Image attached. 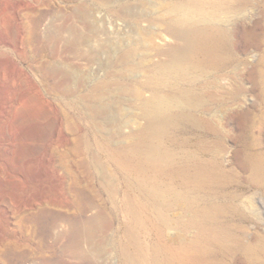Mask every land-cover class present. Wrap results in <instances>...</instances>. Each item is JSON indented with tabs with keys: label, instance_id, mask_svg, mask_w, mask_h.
Here are the masks:
<instances>
[{
	"label": "rangeland",
	"instance_id": "rangeland-1",
	"mask_svg": "<svg viewBox=\"0 0 264 264\" xmlns=\"http://www.w3.org/2000/svg\"><path fill=\"white\" fill-rule=\"evenodd\" d=\"M202 1L0 0V264H125L123 202L148 189L118 169L112 150L133 127L166 117L155 144L188 172L202 167L217 179L194 202L161 197L162 215L141 241L153 244L161 231L173 245L195 239L192 214L213 204L227 232L218 264H264V0ZM173 7L184 11L170 15ZM169 26L182 42L190 31H224L228 45L217 65L183 61L181 76L160 88L179 105L144 116L153 90L143 83L169 58L155 50L172 41ZM101 81L110 86L94 92ZM122 86L141 88V97Z\"/></svg>",
	"mask_w": 264,
	"mask_h": 264
},
{
	"label": "bare ground",
	"instance_id": "bare-ground-1",
	"mask_svg": "<svg viewBox=\"0 0 264 264\" xmlns=\"http://www.w3.org/2000/svg\"><path fill=\"white\" fill-rule=\"evenodd\" d=\"M198 7L196 8L198 9ZM191 8H187L186 10ZM180 9L181 8L173 7L168 12L171 15L173 12H179L182 10ZM210 11L211 12H205V17H214V10ZM187 13L190 15L196 14L194 9L187 11ZM202 16L204 15H201V17ZM173 18L174 17H172V19ZM187 18L188 17L184 19L183 16L184 20H188ZM166 19L168 18L166 17L165 20ZM191 20L193 19L191 18ZM173 23H176V21ZM140 31L143 32L141 29ZM167 31L172 35V41H166L161 46L156 45L157 47L155 50L159 53L166 52L169 58L168 60L166 59V61H162V59L155 64L154 71H152V69L150 70L147 76L148 79L143 83V87L153 90L152 95L148 98H144L141 102L144 116H150L152 114L166 115L171 108L179 105L178 99L176 100L175 98L164 94L160 88L163 85L162 82L165 80L167 81L165 78L169 75L177 78L181 76V70L184 65L183 61H193L199 67L217 65L228 45L226 35L223 34L224 31L223 33L221 31L218 33H214V31H190L189 38L185 41L183 40L184 42H182L180 35H178L177 32H174L172 26H169ZM142 32L139 34L140 38L144 36ZM185 35L187 34L185 33ZM136 48L133 46L129 50L127 49L128 51L122 53L124 54V61L128 60V62H131V56L133 52L136 53ZM129 58H131V60ZM127 65L132 67L131 65L133 64L129 63ZM186 67L189 69L188 66ZM109 86V81H101L99 85L95 86L94 92H97L100 89L106 90ZM120 90L122 93L132 95L136 98L141 97V88L135 86H122ZM93 109L94 107L90 105L88 107L86 105L85 111L91 118L93 117V114H96L93 112ZM157 118L159 119V117ZM163 119L164 121L161 123L148 119L149 121L144 126L140 127L138 125L139 128L135 127L136 129H133V127L127 134L128 142L126 141V143L124 141V144H120L118 148L112 150L111 159L115 162L118 169L124 173V175H135L140 178L142 180L141 185L143 184V187L148 189L147 195L141 197H131L126 195V198L124 199L121 211H123L126 216L127 229L126 242L122 243V245L120 244L119 253L121 259L125 264H218L215 259V254L219 249L226 246L227 232L219 226L217 222L221 207L213 204H205L201 208L196 209L194 215L192 214L193 217L191 219V224L198 227V233L196 234L195 239L189 242L181 241L177 245H173L164 238L165 236L161 231L160 239L155 243L150 245L147 243L145 245L142 242L143 240L141 241L142 234L149 233V231L157 224L159 220L158 215H162V210L157 204L161 197L165 198L166 196H172L177 202L180 200L194 202L195 197L193 196V193L212 185L217 179V175L212 172L213 170L201 169L202 167L195 172H188L185 165H180L174 162L163 149L159 148L158 144H161L160 142L155 144L153 138L161 141L165 130H167L166 127L169 128L170 125V118L168 119V117H166ZM148 138L153 139L152 142L154 143H149ZM95 161L97 160H94V165L97 169V174L101 179L102 185L111 195H114L117 191V185H115L113 180L108 181V179L103 178L104 169ZM176 179L181 181L180 187L173 184ZM167 182H171V184L169 185ZM91 226L93 228V225ZM87 229H89V227ZM88 232L89 231H87V234ZM98 251L100 250L98 249ZM96 253L98 254V252Z\"/></svg>",
	"mask_w": 264,
	"mask_h": 264
}]
</instances>
